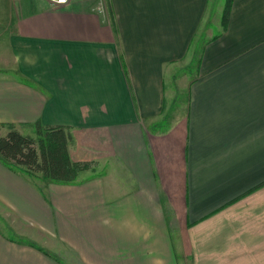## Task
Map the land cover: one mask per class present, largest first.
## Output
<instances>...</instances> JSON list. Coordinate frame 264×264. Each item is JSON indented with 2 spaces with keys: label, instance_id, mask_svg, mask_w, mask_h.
Returning a JSON list of instances; mask_svg holds the SVG:
<instances>
[{
  "label": "crops",
  "instance_id": "1",
  "mask_svg": "<svg viewBox=\"0 0 264 264\" xmlns=\"http://www.w3.org/2000/svg\"><path fill=\"white\" fill-rule=\"evenodd\" d=\"M214 1L0 0V135L67 126L89 163L0 159V264H264V0Z\"/></svg>",
  "mask_w": 264,
  "mask_h": 264
},
{
  "label": "trees",
  "instance_id": "2",
  "mask_svg": "<svg viewBox=\"0 0 264 264\" xmlns=\"http://www.w3.org/2000/svg\"><path fill=\"white\" fill-rule=\"evenodd\" d=\"M232 0H226L222 17L225 26ZM73 141L69 127L34 122L32 134H23L8 124V131L0 136V159L13 170L29 176L56 182L74 181L89 167L87 162L73 161L69 144Z\"/></svg>",
  "mask_w": 264,
  "mask_h": 264
},
{
  "label": "rangeland",
  "instance_id": "3",
  "mask_svg": "<svg viewBox=\"0 0 264 264\" xmlns=\"http://www.w3.org/2000/svg\"><path fill=\"white\" fill-rule=\"evenodd\" d=\"M222 1L223 0H215L213 2L214 8L211 11V14L208 11V13L205 15V17L203 19V25L206 24L208 20L213 19V21H214V19L218 16V13H219V4ZM209 26L213 27L214 25L213 24H210ZM214 29H217V27H215ZM12 75H14V74H12ZM34 122H36V121H34ZM34 122L30 123L31 124L30 126L23 127V131L21 133H23V134H29V133H31L32 134V130L31 129L33 128ZM7 127H8V125H7ZM6 132L7 131H5V134H6ZM5 134H3V135H5ZM0 136H2V134ZM4 227H5V230L7 232L12 233V234L15 235L16 230L14 228V222L11 219L5 220ZM51 244L53 246H51L49 249L51 250V252H55V254L58 257L64 258L65 261H67L69 264H80L79 261L77 260V258L73 255V252L71 250L69 251L68 249H64V248H62L60 246L57 247V244L54 241H52Z\"/></svg>",
  "mask_w": 264,
  "mask_h": 264
},
{
  "label": "built area",
  "instance_id": "4",
  "mask_svg": "<svg viewBox=\"0 0 264 264\" xmlns=\"http://www.w3.org/2000/svg\"><path fill=\"white\" fill-rule=\"evenodd\" d=\"M48 1L61 5V4H66L69 0H48Z\"/></svg>",
  "mask_w": 264,
  "mask_h": 264
}]
</instances>
